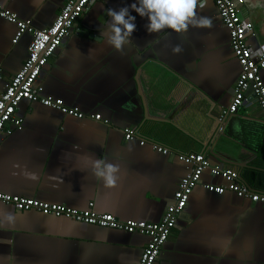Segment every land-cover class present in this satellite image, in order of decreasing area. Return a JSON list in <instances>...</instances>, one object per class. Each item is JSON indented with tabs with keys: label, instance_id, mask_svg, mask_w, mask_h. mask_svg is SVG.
I'll list each match as a JSON object with an SVG mask.
<instances>
[{
	"label": "crops",
	"instance_id": "crops-1",
	"mask_svg": "<svg viewBox=\"0 0 264 264\" xmlns=\"http://www.w3.org/2000/svg\"><path fill=\"white\" fill-rule=\"evenodd\" d=\"M133 0H95L74 23L37 78L43 93L76 108L74 118L36 102L21 101L15 115L22 128L0 133V193L86 210L119 220L158 222L188 172L179 153L203 152L212 166L240 174L264 193V115L251 93L221 133L211 134L230 101L240 67L212 0H202L199 16L212 28L189 27L148 34L136 16L131 43L117 52L101 34L110 17ZM254 3L255 0H252ZM0 5L35 29L50 26L62 0H0ZM253 25L245 43L264 45V7H239ZM15 26L0 18V92L27 59L31 36L13 43ZM92 35V36H91ZM180 45L182 51L172 49ZM264 84V69L259 71ZM99 114L106 124L94 121ZM129 128L170 150L162 155L124 141ZM211 137V138H210ZM86 157L119 165L113 189L92 173ZM225 185L204 171L186 207L177 216L154 264H264V204L223 194L204 184ZM0 264H137L148 238L99 228L34 210L0 204ZM2 219V216H0Z\"/></svg>",
	"mask_w": 264,
	"mask_h": 264
},
{
	"label": "built area",
	"instance_id": "built-area-1",
	"mask_svg": "<svg viewBox=\"0 0 264 264\" xmlns=\"http://www.w3.org/2000/svg\"><path fill=\"white\" fill-rule=\"evenodd\" d=\"M95 0H62L54 22L43 29H35L29 21H23L10 10L0 5V18L15 26L13 43L23 34H29L31 39L27 47V59L21 69L15 74L0 92V133L10 136L22 128V119L15 115L21 101L36 102L60 112L64 116L82 118L84 115L76 108H70L59 99L43 93V87L37 83L42 68L53 56L62 41L70 35L75 21L86 12ZM220 16L222 25L228 30L229 42L240 71L237 80L230 89L231 98L228 106L216 117L215 134L221 133L229 119L236 115L238 109L251 93L264 115V84L259 71L264 69V58L253 57L246 52L252 50L246 45L245 39L251 35L253 25L243 18L240 6L244 0H212ZM1 79V69H0ZM94 121L106 124L99 114L92 116ZM124 141L137 140L140 146L150 144V148L162 155H169L170 150L157 143L147 141L136 135L132 129L123 130ZM177 159L188 166V172L178 183L173 193V203L164 209L158 222L119 220L110 214H97L92 211V204L86 210H76L61 204L40 202L31 198L0 193V204L11 205L17 211L34 210L42 215L55 218H65L99 228L123 231L129 234H139L148 238L137 264H154L160 249L167 241L173 229L177 216L186 207L193 189L200 183L204 171L212 177H219L225 185H202L205 190L223 194L228 188L237 198H245L253 203L264 204V193L249 187L236 171L221 169L210 165L203 152L179 153Z\"/></svg>",
	"mask_w": 264,
	"mask_h": 264
},
{
	"label": "clouds",
	"instance_id": "clouds-1",
	"mask_svg": "<svg viewBox=\"0 0 264 264\" xmlns=\"http://www.w3.org/2000/svg\"><path fill=\"white\" fill-rule=\"evenodd\" d=\"M251 7H264V0H249ZM203 8L202 0H133L131 4H125L119 9H107L110 20L106 29L101 33L111 48L117 52H123L124 47L131 43V37L136 31V16L145 18L144 25L148 34L159 33L169 29L177 34H184L189 27L205 29L212 28L213 21L210 17L199 16L197 8ZM174 54L182 51L180 45L172 49ZM264 58V45L258 49L250 50L245 55ZM91 165L92 173L97 180L103 181L106 189H113L119 180V165L108 163L103 159H92L86 157ZM0 224H12L14 216L12 214H0Z\"/></svg>",
	"mask_w": 264,
	"mask_h": 264
},
{
	"label": "water",
	"instance_id": "water-1",
	"mask_svg": "<svg viewBox=\"0 0 264 264\" xmlns=\"http://www.w3.org/2000/svg\"><path fill=\"white\" fill-rule=\"evenodd\" d=\"M91 36H92V35H91ZM215 128H216V126H215ZM215 128H214V130H213V132H212V134H211V137L214 136L213 134L215 133ZM211 137H210V138H211ZM262 141H263L262 143L264 144V137H263Z\"/></svg>",
	"mask_w": 264,
	"mask_h": 264
}]
</instances>
